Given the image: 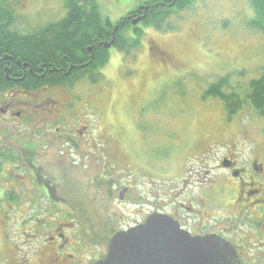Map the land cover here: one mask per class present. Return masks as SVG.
<instances>
[{"label": "rangeland", "instance_id": "1", "mask_svg": "<svg viewBox=\"0 0 264 264\" xmlns=\"http://www.w3.org/2000/svg\"><path fill=\"white\" fill-rule=\"evenodd\" d=\"M97 1L101 14L111 24L110 32L114 33L121 18L151 0ZM13 6L16 31L35 32L62 21L67 15L66 0H17ZM184 7L179 14L170 15L160 28L150 24V19L139 25L141 30L130 23L119 27L113 37H123L129 47L127 51L111 48L107 56L112 59L101 68L103 75L99 76L95 90L97 95L99 93L100 107L95 111L102 117L100 126L108 127L109 142L107 134H100V142L105 139L103 144L116 145L122 161L118 160V165L113 167L121 179L112 175V180H118L119 187L131 185V196L119 201V187L114 188L113 184L107 185L109 188L102 186L100 190L93 188L90 176L102 174L106 169L101 162L105 156H100L95 167L73 168L69 160L65 161L67 155L62 153L61 143L55 145L48 150L50 161L40 162L51 166V170L45 172L47 181H51L50 185L57 191L54 199L46 195L45 200L36 203L37 197L46 194L47 187L40 186L35 178L37 183L29 191L15 192L18 200L13 201L11 195L0 192V264H22L24 259L23 264H30L29 257H35L34 264H43L45 258L40 242L44 237H38L40 234L33 230L34 224H38L35 217L39 214V205L54 208L53 211L67 207L70 213L67 220L74 223H77L76 209L82 208L93 223L106 219V222L113 221L112 228L129 227L138 221L137 211L152 212L154 197H159L161 186L163 191L170 190L167 184L181 173L191 157L207 154L211 148L226 143L237 142L243 148L264 143V118L256 111L246 107L230 118L221 101L206 96L209 86L220 77L231 76L232 83L244 84L264 76V35L248 28V22L254 17L250 0H197ZM156 45L167 52L171 61H160ZM78 86L81 89L74 94L87 93L85 83ZM57 92L45 93L58 96ZM16 96L18 101H24ZM24 123L25 120L8 122L0 116V146L26 143L30 136L19 129L25 127ZM42 125V119H38L35 126ZM225 148H216L212 158L219 160ZM58 157L65 160L54 161ZM2 168L11 173L16 171L8 164ZM95 169L99 172L95 173ZM126 169L135 170L131 171L135 179L124 177ZM188 170L194 174L198 166L191 163ZM5 181L0 179V187L17 191L31 185L30 179L24 180L25 183ZM40 218L53 219L54 224L64 223L61 216L47 217L45 211ZM28 240L31 247L25 252L26 256H18L17 252Z\"/></svg>", "mask_w": 264, "mask_h": 264}, {"label": "flooded vegetation", "instance_id": "2", "mask_svg": "<svg viewBox=\"0 0 264 264\" xmlns=\"http://www.w3.org/2000/svg\"><path fill=\"white\" fill-rule=\"evenodd\" d=\"M151 1L154 2L152 6L157 5L156 8L172 7L170 0ZM139 6L123 17L125 20L119 22V27L127 21L132 25L133 20L139 17ZM153 12L148 9L143 21ZM144 14L145 12H142V16ZM114 33L110 32L111 39H108V36L101 38L97 33L88 45L86 55L78 60L64 55L55 62L40 64L37 71L33 67H27V64L22 66L19 61L9 59L11 64L5 67L9 69L8 75L5 72V76L10 83L17 86L30 77L46 82L47 85L35 91L14 86L13 89L0 93V116L8 122L25 120V127L19 129L23 130L22 134L30 136L26 143L20 142L18 146H0V179L6 180L5 182L13 180L25 183L26 179L31 181L30 187H23L22 191L12 187H0L2 194L29 191L38 181L40 186L42 184L47 189L46 194L36 198V203L45 200L46 195L51 200L54 199L57 191L53 190L51 181H47L45 172L51 170V166L41 165L40 162H49L51 152L48 150L60 143L64 149L62 153L67 155V160H64H69L73 168L79 165L95 167L100 162V156H105L101 162L106 169L102 174L95 169L98 174L90 176L95 190H100L102 186L108 187L109 184H113L114 188L119 187L116 183L118 180H112V175L121 179L113 167L121 160L120 152L112 143L103 144L105 139L100 142V134H107L109 142V132L107 125L100 126L102 117L95 111L100 107L97 98L99 93L97 95L95 90L100 82L99 76L103 75L99 61L105 57L98 55L105 50L109 54L111 48H115L117 36L113 37ZM113 40L112 47L106 48L107 42ZM154 48L159 53L160 61H171L163 48L158 45ZM111 59L112 57H109L106 65ZM80 83L88 86L84 95L74 94L75 90L81 89L78 86ZM51 91H58V96L46 94ZM16 94L24 101H18ZM38 119H42V126H35ZM222 146H226L225 153L219 160L213 159L212 153L215 154L216 148ZM41 150L47 154H42ZM55 160L58 163L64 161L59 160V157ZM213 162L215 165L210 166ZM191 163L198 166L194 174L188 170ZM6 164L12 165L16 171H5L2 167ZM131 171L135 170L126 169L124 177L135 179ZM29 172L33 177L28 175ZM167 185L170 190L163 191L161 186L159 197H154L152 212L143 214L142 210L137 211L136 224L119 229L111 227L112 220L106 222V219H100V222L93 223L92 218L87 219L82 208L76 209L77 217L74 219L77 223H74V220H67V214H70L67 207L53 211L54 208L39 205V214L35 217L38 224H34L33 230L40 234L38 237H44L40 242L41 253L45 258L42 260L43 264H95L105 259L110 241L117 232L145 223L147 217L152 214L171 217L181 230L193 237H220L234 248L239 264H264V143L251 144V148H243L237 142L226 143L211 148L207 154L198 153L197 157H191L185 162L181 173L173 177ZM117 192L118 200L123 202L131 196L133 187L122 185ZM43 211L47 217L61 216V222L64 223L54 224L53 219L46 221L45 218H40ZM30 241H26V246L21 248L23 252H17L18 256H26L25 252L31 247ZM47 254L52 256L53 261ZM29 258L34 264L35 257ZM22 262L26 263V260Z\"/></svg>", "mask_w": 264, "mask_h": 264}, {"label": "trees", "instance_id": "3", "mask_svg": "<svg viewBox=\"0 0 264 264\" xmlns=\"http://www.w3.org/2000/svg\"><path fill=\"white\" fill-rule=\"evenodd\" d=\"M196 1L170 0L171 8H157L146 20L150 19V24L160 28L170 15L179 14L186 8L184 6H190ZM183 2L185 3L177 8V5L180 6V3ZM13 3L15 2L12 0H0V93L13 89L14 86L18 89L35 91L47 85L46 82L30 77L17 86L10 83L5 76V67L11 64L9 59L15 62L20 61L22 66L27 64V67H33L37 71L40 64L55 62L64 55L72 60H78L82 55H86L84 47L92 43L93 38L98 35L97 33L100 34L101 38L108 36V39H111L109 36L111 24L101 14L97 0H66V17L60 22L50 24L35 32L13 29L16 16ZM146 4L152 5L154 2L150 1ZM250 5L254 10V17L248 22V28L264 35V0H250ZM160 10H168V12L160 13ZM158 12L160 14L156 15ZM134 28L141 30L139 27ZM122 38L117 37L114 47L127 51L129 46L125 44ZM102 54L105 57L99 61L100 68L105 67L109 61L108 51L105 50L100 53L101 57ZM206 96L221 101L230 118L246 107L256 111L260 117L264 118L263 75L244 84L241 82L232 83L231 76L220 77L209 86ZM11 200H18L15 193L11 194ZM22 205L23 202H21ZM7 219H5L6 224Z\"/></svg>", "mask_w": 264, "mask_h": 264}, {"label": "water", "instance_id": "4", "mask_svg": "<svg viewBox=\"0 0 264 264\" xmlns=\"http://www.w3.org/2000/svg\"><path fill=\"white\" fill-rule=\"evenodd\" d=\"M148 9L147 6L137 9L139 17L133 20V26L146 18ZM113 44L114 40L106 48ZM8 71L6 68L7 75ZM95 264H239V261L234 248L220 237H193L171 217L152 214L145 223L117 232L106 258Z\"/></svg>", "mask_w": 264, "mask_h": 264}]
</instances>
